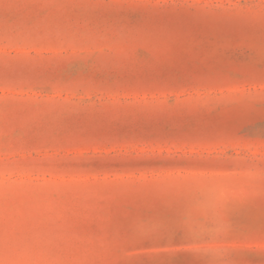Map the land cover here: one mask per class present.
I'll return each instance as SVG.
<instances>
[{
    "label": "rangeland",
    "instance_id": "rangeland-1",
    "mask_svg": "<svg viewBox=\"0 0 264 264\" xmlns=\"http://www.w3.org/2000/svg\"><path fill=\"white\" fill-rule=\"evenodd\" d=\"M33 15L21 0H0V71L15 76L7 84L0 80V264H220L240 258L227 235L248 225L240 214L226 222L222 206L258 182V167L250 165L262 158L264 119L239 113L259 107L260 91L200 81L208 73L240 74L249 59L244 26L227 16L136 10L116 11L91 26L30 21ZM177 38L182 43L170 56L165 41ZM89 57H95V71L85 75ZM74 60L80 62L64 71ZM18 110L35 124L31 144L9 139L4 114ZM150 137L196 143H144ZM190 155L216 164L195 173L167 166ZM181 202L190 237L181 254L152 248V241L129 252L119 242L125 223L135 227L139 215L147 217L157 205L174 209ZM114 203L118 223L111 218ZM249 259L261 264L258 255Z\"/></svg>",
    "mask_w": 264,
    "mask_h": 264
},
{
    "label": "snow or ice",
    "instance_id": "snow-or-ice-1",
    "mask_svg": "<svg viewBox=\"0 0 264 264\" xmlns=\"http://www.w3.org/2000/svg\"><path fill=\"white\" fill-rule=\"evenodd\" d=\"M22 4L34 15L31 20H64L69 19L76 23L92 25L94 21L107 19L116 11L136 10L153 12L157 14H179L187 17L211 18L213 16H227L244 26V44L249 50V59L244 63L240 74L233 78L224 72L205 74L200 83L207 87H232L237 89H259L261 104L248 105L241 109V118H252L259 114L264 119V0H21ZM62 10V15L53 17L54 10ZM259 32V41L255 39L256 31ZM168 54L175 56L182 41L166 40ZM138 55H142L139 54ZM259 57V63H257ZM145 59H148L145 57ZM95 57L87 58L88 68L85 75L94 72L93 61ZM79 60L70 61L63 69L72 71V64ZM15 79L11 69L0 71V80L5 84ZM171 104V99L168 100ZM4 125L10 127V140L20 138L23 144L35 142L33 129L35 124L25 111L9 113L5 111ZM175 140L177 146L194 145L196 142L185 137H150L144 138V143L159 144L164 146ZM262 158L259 163L252 161L251 167H258V182L244 188L234 196L224 199L222 214L228 223H233L236 214H240L248 227L245 229L234 228L227 235L238 251L240 258L225 260L220 264H251L249 258L259 256L261 264H264V136H261ZM215 143V140L210 141ZM5 146H12L8 139ZM216 161L212 157L203 158L199 155L183 157L175 162H170L168 167L188 172H199L215 166ZM132 209L128 212L132 213ZM113 223L120 222V209L117 204L111 206ZM135 216V214H133ZM182 202L174 209L163 208L157 205V210L147 217L142 214L137 218L133 227L125 223L119 230L118 240L124 244L127 251L134 248L148 247V241H152V248L179 255L190 242L189 232L184 220ZM257 221L259 227H257ZM202 225L205 220L198 218ZM169 237H174L169 241ZM158 241V242H157ZM207 242V240H205ZM259 246L257 249L256 246Z\"/></svg>",
    "mask_w": 264,
    "mask_h": 264
}]
</instances>
